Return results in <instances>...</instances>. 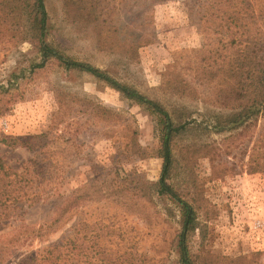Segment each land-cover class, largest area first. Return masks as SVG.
<instances>
[{"label": "rangeland", "instance_id": "374dc122", "mask_svg": "<svg viewBox=\"0 0 264 264\" xmlns=\"http://www.w3.org/2000/svg\"><path fill=\"white\" fill-rule=\"evenodd\" d=\"M95 1L99 18L65 1L46 0L48 40L73 58L109 69L167 107L184 110L189 129L173 144L169 181L194 206L201 225L189 241L192 253L200 264L210 259L215 264H264V171L256 169L264 119L231 132L216 133L211 127L206 112L217 106L205 95L213 82L203 80L200 72L212 60L196 53L206 41L197 2ZM138 35L150 42L135 49ZM3 37L0 139L16 142L11 146L0 142V175L7 166L17 172L24 167L57 168L51 182L56 195L70 194L100 175L110 180L115 172L129 179H137L136 173L147 183L159 178L162 160L151 114L92 75L64 71L53 60L32 71L39 61L34 41L15 40L9 31ZM133 140L140 150L126 156L125 145ZM46 152L53 155L47 157ZM49 208L48 202H37L19 208L13 223L1 219V252L4 233L19 224L21 211L25 210L24 222L31 224L40 222ZM80 209L87 232L99 222L98 240L109 246L118 264H179V213L168 198H134L127 207L88 201ZM78 212L72 211L48 239H57ZM39 246L36 240L20 251Z\"/></svg>", "mask_w": 264, "mask_h": 264}, {"label": "trees", "instance_id": "16d2710c", "mask_svg": "<svg viewBox=\"0 0 264 264\" xmlns=\"http://www.w3.org/2000/svg\"><path fill=\"white\" fill-rule=\"evenodd\" d=\"M62 1L76 10L87 13L91 11L99 18V5L95 0ZM164 1L167 0H150L152 4ZM195 2L206 36V41L196 53H204V56L207 55L206 60H212L200 72L203 80L213 82V88L205 95V99L218 107L212 111L206 108V114L210 117L208 120L213 122L211 127L216 133L231 132L243 125L249 128L264 119V0ZM4 22L7 30L4 29ZM0 25V39L4 38V31H9L11 37L17 36L15 40L30 38L34 41L39 61L33 63L32 71L44 68L47 62L53 60L64 71L92 75L97 81L113 88L123 98L138 104L151 114L159 141L157 155L162 160L159 178L153 183L142 181L135 172L137 179H129V175L119 178L115 172L110 180L109 177L100 175L65 195H56V187L51 184L57 168H50L52 171H49L43 167L33 170L24 167L17 172L7 166L0 175V220H12L13 223L16 221L13 220L14 213L19 208L37 202L46 201L50 208L40 222L31 224L24 222L25 210L20 212L22 216L17 218L19 224L4 233L0 264H6L10 259H16L15 264H118L109 246L98 240L99 222L91 226L93 229L90 232L86 231L80 208L88 201L115 202L127 207L128 200L134 202V198L150 199L154 195L168 198L178 210V263L200 264L199 257L192 253L189 245L195 230L201 229L196 210L169 181L175 162L173 144L177 137L189 129L190 121L183 115L184 110L167 107L162 101L151 98L134 85L120 80L109 69L73 58L59 45L50 42L48 35L51 25L46 0H0ZM149 42L150 39L138 35L133 47L136 49ZM262 141L261 160L256 161V169L264 171V133ZM0 142L11 146L16 141L3 137ZM138 150L140 145L134 140L125 145L126 156L137 154ZM52 153L44 154L50 157ZM131 182L133 185H130ZM77 209L79 212L76 221L64 229L57 239H48L64 226L71 212ZM36 240L40 242L39 247L20 251L23 246L32 245ZM215 263L210 259L206 264Z\"/></svg>", "mask_w": 264, "mask_h": 264}]
</instances>
